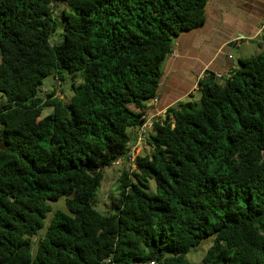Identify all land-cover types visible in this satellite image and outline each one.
<instances>
[{"label":"trees","instance_id":"1","mask_svg":"<svg viewBox=\"0 0 264 264\" xmlns=\"http://www.w3.org/2000/svg\"><path fill=\"white\" fill-rule=\"evenodd\" d=\"M208 1L0 0V264H195L209 237L202 264H264V48L154 120L151 152L95 207ZM51 76L68 102L42 95Z\"/></svg>","mask_w":264,"mask_h":264},{"label":"crops","instance_id":"2","mask_svg":"<svg viewBox=\"0 0 264 264\" xmlns=\"http://www.w3.org/2000/svg\"><path fill=\"white\" fill-rule=\"evenodd\" d=\"M206 15L203 26L175 40L172 53L163 62L159 102L154 106L146 103L148 114L165 113L168 107L195 95L203 70L229 75L237 65L227 47H238L243 38L255 43L261 36L258 30L264 21V0H209Z\"/></svg>","mask_w":264,"mask_h":264},{"label":"rangeland","instance_id":"3","mask_svg":"<svg viewBox=\"0 0 264 264\" xmlns=\"http://www.w3.org/2000/svg\"><path fill=\"white\" fill-rule=\"evenodd\" d=\"M61 9V6L58 7V11ZM255 43H250V39L243 38L240 41V45L238 47L228 46L226 52L230 53L234 57V64L239 65V60L241 58H249L252 56H256L262 51V46L264 45V34H261L259 38L254 40ZM164 67V64H162ZM220 83H224L225 79H218ZM54 91L56 95L60 98H63L66 102L70 100L72 95V89L70 82L60 84L59 81H56L52 76L48 77L44 80V86L42 90V95L45 93H51ZM199 98V94L195 93L193 96H188V100H197ZM5 100V97L0 93V103ZM150 103V101H148ZM52 109L46 108L44 111V115L51 112ZM161 112V111H160ZM157 112V115L161 117L163 113ZM156 116V118H159ZM153 132V128L149 133ZM129 133L131 134L132 139H134V129H129ZM136 139V138H135ZM152 147L149 141H146L143 145L136 148L134 153L132 154L133 158L124 157L118 160V163H114L110 167H107L103 170V180L101 182V186L99 192L97 194L95 200V207L100 212L107 213L111 210V205L113 201L117 200L120 188V178L122 173L129 172L134 167V159L138 155H144L151 152ZM54 211L57 209H61L67 212V208L65 205V197H61V199L55 203H53ZM212 238H207L201 245L191 248V251L188 254V258L194 262L195 264H202V258L205 255L208 247L212 243Z\"/></svg>","mask_w":264,"mask_h":264},{"label":"built area","instance_id":"4","mask_svg":"<svg viewBox=\"0 0 264 264\" xmlns=\"http://www.w3.org/2000/svg\"><path fill=\"white\" fill-rule=\"evenodd\" d=\"M258 32H259V34H264V21L261 23V26L259 27ZM216 74L218 77L223 76L222 73H216ZM208 76H209V71L203 70L200 74V81L207 78ZM198 89H199V84L196 87V90H198ZM150 102H151L152 106L157 105L159 102V98L158 97L152 98L150 100ZM160 113H163V112H160ZM165 113H166V111H165ZM156 116H157V114H152V113L148 114L147 121L137 129L136 139H135V143L133 145V148L136 149V148L140 147L141 145H143L146 141H148V137L150 134L149 132L153 128V122H154V120L158 119V118H156ZM135 149H134V151H135ZM134 151L132 149V151L129 153L131 155V158H133L132 154L134 153ZM115 163H118V161ZM107 262L110 263L111 260L107 259Z\"/></svg>","mask_w":264,"mask_h":264},{"label":"water","instance_id":"5","mask_svg":"<svg viewBox=\"0 0 264 264\" xmlns=\"http://www.w3.org/2000/svg\"><path fill=\"white\" fill-rule=\"evenodd\" d=\"M213 74V73H212ZM178 103H180V101H178ZM178 103H175L173 106L176 107L178 105ZM95 174V173H94ZM151 263H154V260H151ZM147 264V263H144Z\"/></svg>","mask_w":264,"mask_h":264},{"label":"flooded vegetation","instance_id":"6","mask_svg":"<svg viewBox=\"0 0 264 264\" xmlns=\"http://www.w3.org/2000/svg\"><path fill=\"white\" fill-rule=\"evenodd\" d=\"M261 35V34H260Z\"/></svg>","mask_w":264,"mask_h":264}]
</instances>
